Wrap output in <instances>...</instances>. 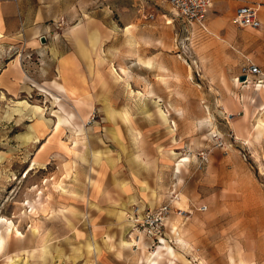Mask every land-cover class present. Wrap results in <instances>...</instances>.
Returning <instances> with one entry per match:
<instances>
[{
    "label": "rangeland",
    "instance_id": "obj_1",
    "mask_svg": "<svg viewBox=\"0 0 264 264\" xmlns=\"http://www.w3.org/2000/svg\"><path fill=\"white\" fill-rule=\"evenodd\" d=\"M218 13L204 29L168 0H59L41 35L0 29V226L22 232L0 264H152L164 239L157 264H264V87L236 80L242 27ZM138 162L163 172L136 201L170 202L160 242L129 236L115 190Z\"/></svg>",
    "mask_w": 264,
    "mask_h": 264
},
{
    "label": "crops",
    "instance_id": "obj_2",
    "mask_svg": "<svg viewBox=\"0 0 264 264\" xmlns=\"http://www.w3.org/2000/svg\"><path fill=\"white\" fill-rule=\"evenodd\" d=\"M40 0H0V29L7 32V26L11 32L19 31L23 27H30L38 34L45 33V24L49 19L46 11L50 9L51 16L58 15L59 0H51L52 5L46 7L39 2ZM243 4H252L259 7V17L261 25L259 27H242L239 36L246 56V62H253L264 69V0H213V5L209 10L208 18L211 14H220L225 22L233 18L236 9ZM216 12V13H215ZM218 16V17H220ZM233 22V21H232ZM144 159V155L137 156ZM140 161V160H139ZM144 161V160H143ZM143 162H138L136 169H119L114 172V182L116 186H121L122 192L117 190V196L121 200V205L138 203L143 195H150L152 189H159L163 184V172L161 169H148ZM146 163V162H145ZM153 163V161H152ZM123 167V166H122ZM120 194V195H119ZM132 204V205H133ZM129 209V208H128Z\"/></svg>",
    "mask_w": 264,
    "mask_h": 264
},
{
    "label": "built area",
    "instance_id": "obj_3",
    "mask_svg": "<svg viewBox=\"0 0 264 264\" xmlns=\"http://www.w3.org/2000/svg\"><path fill=\"white\" fill-rule=\"evenodd\" d=\"M172 5L176 15L181 17L189 24H197L204 29L207 28V19L213 0H168ZM152 17L154 14L151 15ZM234 24L241 27H259L261 20L259 17V7L252 4L240 5L233 15ZM246 75V79L241 80L240 76ZM254 78L257 84L264 87V69L256 63L245 62L241 65L236 80H240L241 84H245ZM202 206L201 209H205ZM171 213L170 202L162 203L157 207L142 206L135 203L127 210V219L130 222L132 231L143 233L153 240L160 242L165 234L167 219Z\"/></svg>",
    "mask_w": 264,
    "mask_h": 264
},
{
    "label": "bare ground",
    "instance_id": "obj_4",
    "mask_svg": "<svg viewBox=\"0 0 264 264\" xmlns=\"http://www.w3.org/2000/svg\"><path fill=\"white\" fill-rule=\"evenodd\" d=\"M89 30H90L91 35L96 38V41L94 43V45H96L97 39L99 37V32H98L97 28L92 26V24H89ZM1 36H2V34L0 33V37ZM139 62H142V59H139ZM113 70L118 74V76H120L119 71H118L117 68L113 67ZM238 82H241V81L238 80ZM39 86H40L39 88H41L43 90H46L41 85H39ZM58 88H60L63 91H66V86L62 82L58 83ZM158 110H159L160 115L164 118V120L166 122H169L170 130L173 131L174 130V126L176 125V122L173 121L171 123V120L168 117V112H166L163 107L159 106ZM61 121H63V118L59 117V123ZM173 153H176V152L173 151ZM182 160L183 159H180L176 163L178 169H180V167L182 165ZM2 222H3L2 223L3 226H0V250H2L4 248L6 237H18L19 235H22V232H20V230L14 225V223L11 220L8 221L7 218H3ZM141 239H142V235L139 237V240H138V238L136 239L135 237L131 238V240L122 238L121 242H122V244L128 245V244H131L132 242H139ZM163 243H164L163 245H160L161 250H157L156 252L155 251L152 252V253L155 252L154 256L151 258L152 264H157L158 257L164 254L163 251H165L166 253L175 254V250H174L173 246L170 243H168L165 239L163 240ZM9 258L11 259V261H10L11 263L15 262L13 260V258H11L10 256H9Z\"/></svg>",
    "mask_w": 264,
    "mask_h": 264
},
{
    "label": "water",
    "instance_id": "obj_5",
    "mask_svg": "<svg viewBox=\"0 0 264 264\" xmlns=\"http://www.w3.org/2000/svg\"><path fill=\"white\" fill-rule=\"evenodd\" d=\"M45 38H46L45 36H41L42 41H45ZM240 79H241V80L246 79V75H241V76H240Z\"/></svg>",
    "mask_w": 264,
    "mask_h": 264
}]
</instances>
